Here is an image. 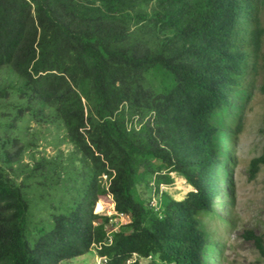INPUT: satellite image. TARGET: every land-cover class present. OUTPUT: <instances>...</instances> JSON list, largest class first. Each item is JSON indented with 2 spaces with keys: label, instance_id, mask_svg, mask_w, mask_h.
<instances>
[{
  "label": "trees",
  "instance_id": "16d2710c",
  "mask_svg": "<svg viewBox=\"0 0 264 264\" xmlns=\"http://www.w3.org/2000/svg\"><path fill=\"white\" fill-rule=\"evenodd\" d=\"M263 45L264 0H0V264L93 249L104 264H216ZM31 121L74 152L25 163ZM262 164L264 150L249 178ZM171 173L192 187L181 200L160 189ZM107 196L129 230L93 213Z\"/></svg>",
  "mask_w": 264,
  "mask_h": 264
},
{
  "label": "rangeland",
  "instance_id": "374dc122",
  "mask_svg": "<svg viewBox=\"0 0 264 264\" xmlns=\"http://www.w3.org/2000/svg\"><path fill=\"white\" fill-rule=\"evenodd\" d=\"M262 51L264 53V45ZM255 82L256 86L242 106L240 130L235 134V143L229 145L230 149L234 148V164L231 168L232 173L229 174L232 185L228 190L229 196L222 195L223 204L217 207L220 215L226 218L227 224L219 226L215 234V237L222 241L223 246L216 264H264V258L260 256L254 242L243 236L246 231L252 230L255 235L262 238L264 245V164L259 167L253 178L248 176L251 159L260 156L264 150V92L259 89L261 84L259 76ZM231 117L229 116L226 122L230 121ZM26 131L35 147H29V150L23 154L22 159L25 163L33 164L41 157L51 158L55 155L57 158H65L74 152L68 143L61 141L62 132L54 125L31 121L28 122ZM171 175L173 181L167 186L160 185V189L167 191L174 199L181 200L192 190V187L182 176L175 173ZM223 181L219 185L221 193L227 189L228 180ZM157 201V196L154 195L152 204L156 206ZM99 202L102 204V210L95 212V203L93 213L111 217L113 214L111 197L107 196V199ZM154 211L156 215L161 212L158 207ZM127 218L126 215H121L117 219L112 218L110 222L113 223L114 229L129 230ZM210 226L212 227V224L209 228ZM94 233L98 236L102 235L99 229ZM148 261L149 259H142L140 263L148 264ZM156 261L160 260L156 259ZM70 264H104V262L93 249L85 255L74 258Z\"/></svg>",
  "mask_w": 264,
  "mask_h": 264
},
{
  "label": "built area",
  "instance_id": "2783aa9c",
  "mask_svg": "<svg viewBox=\"0 0 264 264\" xmlns=\"http://www.w3.org/2000/svg\"><path fill=\"white\" fill-rule=\"evenodd\" d=\"M103 177H105V176H103ZM111 216H112V218H116V219H117V218L121 217V214H120V213H117L116 211L113 210V214H112ZM122 216H123V215H122ZM112 218H111V219H112ZM102 260H103V262L105 263L106 260H105L104 257H102Z\"/></svg>",
  "mask_w": 264,
  "mask_h": 264
}]
</instances>
